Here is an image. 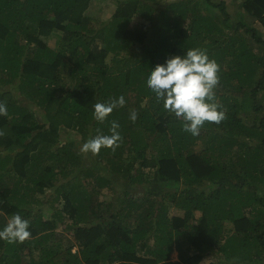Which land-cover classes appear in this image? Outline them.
I'll return each mask as SVG.
<instances>
[{"label": "trees", "instance_id": "obj_1", "mask_svg": "<svg viewBox=\"0 0 264 264\" xmlns=\"http://www.w3.org/2000/svg\"><path fill=\"white\" fill-rule=\"evenodd\" d=\"M95 1L0 0V229L31 233L0 264H264V0H113L104 21ZM189 49L225 112L197 136L146 83ZM112 121L119 142L82 152Z\"/></svg>", "mask_w": 264, "mask_h": 264}, {"label": "clouds", "instance_id": "obj_2", "mask_svg": "<svg viewBox=\"0 0 264 264\" xmlns=\"http://www.w3.org/2000/svg\"><path fill=\"white\" fill-rule=\"evenodd\" d=\"M219 65L201 49H189L183 55H173L162 64L151 68L147 86L163 107L183 120V130L193 136L199 135L205 122L219 124L225 119V112L214 102V88L219 84ZM126 103L120 94L111 103H97L94 118L103 122L113 109ZM7 108L0 104V115H6ZM138 111L132 109L130 118L136 120ZM118 121H112L111 134L89 139L81 151L98 154L101 148L111 147L119 142ZM29 221L17 213L0 229V239L9 243L23 242L31 235Z\"/></svg>", "mask_w": 264, "mask_h": 264}, {"label": "rangeland", "instance_id": "obj_3", "mask_svg": "<svg viewBox=\"0 0 264 264\" xmlns=\"http://www.w3.org/2000/svg\"><path fill=\"white\" fill-rule=\"evenodd\" d=\"M220 1V0H218ZM227 3H230L231 4V9L233 11V7L235 6L236 7V1L235 0H225ZM234 3V5H233ZM115 5H114V2L113 0H96L93 4V7L90 9V12L92 13L93 16H96L98 17L99 19L101 20H107L109 19L112 14L114 13L115 11ZM251 25L254 27V28H257L258 32L263 36L264 35V28L261 26V23L260 22H255V23H251ZM260 96H263L262 94H260ZM46 213V212H45ZM51 213V212H50ZM199 215V213H197ZM61 230L62 229V226H60L58 228V230ZM78 247H75L73 250H77ZM38 258V257H37ZM172 258L173 259H177L178 258V252L175 251L173 254H172Z\"/></svg>", "mask_w": 264, "mask_h": 264}]
</instances>
